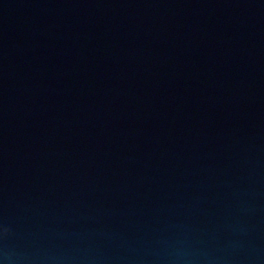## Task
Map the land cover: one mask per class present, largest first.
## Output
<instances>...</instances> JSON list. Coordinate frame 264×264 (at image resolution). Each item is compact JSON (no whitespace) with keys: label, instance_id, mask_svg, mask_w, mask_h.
I'll return each instance as SVG.
<instances>
[{"label":"water","instance_id":"1","mask_svg":"<svg viewBox=\"0 0 264 264\" xmlns=\"http://www.w3.org/2000/svg\"><path fill=\"white\" fill-rule=\"evenodd\" d=\"M2 264H264V0H0Z\"/></svg>","mask_w":264,"mask_h":264},{"label":"clouds","instance_id":"2","mask_svg":"<svg viewBox=\"0 0 264 264\" xmlns=\"http://www.w3.org/2000/svg\"><path fill=\"white\" fill-rule=\"evenodd\" d=\"M0 264H2V262H0Z\"/></svg>","mask_w":264,"mask_h":264}]
</instances>
